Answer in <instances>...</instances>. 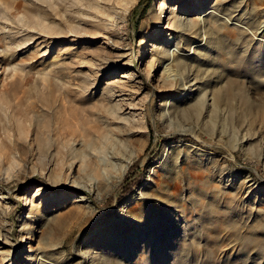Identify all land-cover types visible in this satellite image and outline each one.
<instances>
[{
	"label": "rangeland",
	"instance_id": "rangeland-1",
	"mask_svg": "<svg viewBox=\"0 0 264 264\" xmlns=\"http://www.w3.org/2000/svg\"><path fill=\"white\" fill-rule=\"evenodd\" d=\"M0 13V264H264V0ZM76 104L116 118L60 182L54 108Z\"/></svg>",
	"mask_w": 264,
	"mask_h": 264
},
{
	"label": "bare ground",
	"instance_id": "bare-ground-1",
	"mask_svg": "<svg viewBox=\"0 0 264 264\" xmlns=\"http://www.w3.org/2000/svg\"><path fill=\"white\" fill-rule=\"evenodd\" d=\"M48 1H50V0H48ZM79 1L80 0H77V2H79ZM50 8H51V6H50ZM162 8L163 7L161 6L159 11L162 10ZM1 11L3 12L2 9H1ZM4 12H5V10H4ZM0 14H2V13H0ZM4 14L6 15L7 13H4ZM4 14L2 15L1 18H5L6 20L9 19L10 16L8 15L9 17H6ZM41 16L37 13L35 15L34 21H31V19L33 18L32 17L30 19V22H32L33 25L31 24L32 26L31 25L30 26L35 28V29H38V30L42 29L45 31V29L43 27V22H42L44 17H41ZM31 27H30V29H31ZM122 56H124V55H122ZM120 62H123V61H120ZM104 98H107L106 95H104ZM54 109H55V111L53 113V119H54L53 121H54V124H56L53 128L54 136H55L54 140L59 141V142H58V145L56 143H54L56 146L55 147L56 154L51 159H52L53 166H55V168L60 166L61 171H63L62 175L60 176L61 178H58L57 181L65 182L67 179V176H68V175H66L67 174L66 172L68 170L73 169L74 166H73L72 162L70 164H67L64 159L67 157L77 158L78 154L75 152L78 149V147H77L78 145H83L85 142H88V145L90 147H93V146L97 145L98 138H100L99 134H100V129L102 127H101L100 122L97 120V117L93 118V116L96 115L99 117L100 116L104 117V119H105L104 122H106L105 124H110L111 119L116 118V116H115L116 109L115 108L110 109V110L104 109V108L102 109L100 106H93V107H89V109H87L86 107L80 106L79 104H76L72 109H65V108L60 109V108H56V107ZM124 120H126V119H124ZM139 128H143V125L141 124V122H139ZM70 140H72V142ZM80 141H82L83 144L82 143L80 144ZM246 141H247V138L243 137L239 141L238 145L242 146L243 144H245ZM111 154H114V153H111ZM125 168H126V166L123 169L125 170ZM124 170H122V171H124ZM80 177L81 176L75 177V184L71 185V187L83 188V189L85 188L84 186L87 187L86 181L83 179L85 181L84 182L82 180V177L81 178ZM54 182H56V181H54ZM88 188L89 189H87V190H90V185ZM85 199L86 198H83V196H82V199H80V200H85ZM145 239H146L145 236L141 237L142 242H144ZM90 249H92V248H90ZM90 249L88 251V256H91L90 261H92V259H94L93 258L94 256L92 257L91 253H93V251H91ZM29 251H31L30 246H29ZM29 251H27L28 253H26L23 256L22 260L28 261V260H31L33 258L34 251L32 250L33 251L32 254H29ZM100 257L103 258L104 256H100ZM101 258H99L98 261L102 263L103 260ZM2 260L3 259H0V261H2Z\"/></svg>",
	"mask_w": 264,
	"mask_h": 264
},
{
	"label": "trees",
	"instance_id": "trees-1",
	"mask_svg": "<svg viewBox=\"0 0 264 264\" xmlns=\"http://www.w3.org/2000/svg\"><path fill=\"white\" fill-rule=\"evenodd\" d=\"M130 182L129 183H127L122 189H121V192L123 193V192H125V191H127L128 189H129V187H130V183L131 182H135L136 180H135V176L134 175H131V177H130Z\"/></svg>",
	"mask_w": 264,
	"mask_h": 264
}]
</instances>
